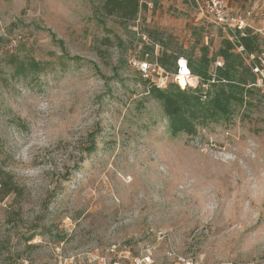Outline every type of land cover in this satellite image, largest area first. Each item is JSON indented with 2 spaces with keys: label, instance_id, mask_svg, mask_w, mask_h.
Segmentation results:
<instances>
[{
  "label": "rangeland",
  "instance_id": "1",
  "mask_svg": "<svg viewBox=\"0 0 264 264\" xmlns=\"http://www.w3.org/2000/svg\"><path fill=\"white\" fill-rule=\"evenodd\" d=\"M145 2L126 21L102 0H0V177L17 186L0 200V264L112 248L156 264H264V0ZM245 30L261 49H237L251 94L173 136L149 94L157 76L133 63L212 57Z\"/></svg>",
  "mask_w": 264,
  "mask_h": 264
},
{
  "label": "trees",
  "instance_id": "2",
  "mask_svg": "<svg viewBox=\"0 0 264 264\" xmlns=\"http://www.w3.org/2000/svg\"><path fill=\"white\" fill-rule=\"evenodd\" d=\"M102 3V9L107 15L126 21L134 20L142 6H147L142 0H102ZM237 33L236 41L226 38L216 55L210 57L206 52L199 59L188 60L193 76L198 77L202 85H209L211 90L206 92L199 87L182 89L175 83L160 89L154 86V82L151 83L149 94L162 106L173 136H194L198 126L227 119L233 114V107L243 103L244 98L251 94L252 88L248 86L256 84L257 77L252 71V66L245 65L246 58L244 59L243 53L247 58L254 55L259 57L261 49L257 42L258 36H252L250 30H245L243 35L240 31ZM238 48H241L243 53H238ZM181 57L172 52L170 56L164 54L158 61L162 68L169 70L168 63L174 64V74L176 62ZM217 58L223 59L224 66L211 69L218 61ZM30 66L32 69L36 67L34 64ZM188 83L195 84V80L189 79ZM16 189L13 179L8 176L0 177L1 201ZM31 240L32 237L27 239Z\"/></svg>",
  "mask_w": 264,
  "mask_h": 264
},
{
  "label": "built area",
  "instance_id": "3",
  "mask_svg": "<svg viewBox=\"0 0 264 264\" xmlns=\"http://www.w3.org/2000/svg\"><path fill=\"white\" fill-rule=\"evenodd\" d=\"M220 17V21H223ZM238 29L241 30V26H238ZM134 66L142 73H149L154 76H157V80L154 81V86L157 88L163 89L166 87V82L164 80L163 74L165 70L160 66L158 61H151L150 54H146V57L141 61H135ZM217 67H222V63L217 61ZM260 69L256 67L255 73H258ZM175 83H178L182 89L192 87L193 84L188 83L186 86H182L179 82L181 76L189 79L200 80L198 77L193 76L191 69L189 67V62L181 57L176 62V72L173 74ZM206 86V85H203ZM195 87V86H194ZM107 255L99 256L95 253H85L79 254L76 256H71L69 258H60L59 264H156L154 258L149 254H143L138 256H131L125 253H118L115 248H112ZM170 256L176 255L174 250L169 254ZM177 264H199L192 257H178ZM223 264H233V263H223ZM246 264H255V263H246Z\"/></svg>",
  "mask_w": 264,
  "mask_h": 264
},
{
  "label": "bare ground",
  "instance_id": "4",
  "mask_svg": "<svg viewBox=\"0 0 264 264\" xmlns=\"http://www.w3.org/2000/svg\"><path fill=\"white\" fill-rule=\"evenodd\" d=\"M187 81H188V79L186 77H184V76H181L179 78V82L181 83L182 86H186L187 85Z\"/></svg>",
  "mask_w": 264,
  "mask_h": 264
}]
</instances>
